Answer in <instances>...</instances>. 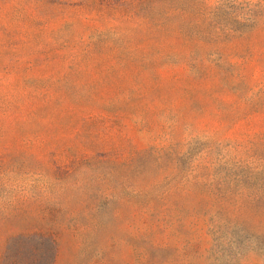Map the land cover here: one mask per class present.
<instances>
[{
	"label": "rangeland",
	"instance_id": "obj_1",
	"mask_svg": "<svg viewBox=\"0 0 264 264\" xmlns=\"http://www.w3.org/2000/svg\"><path fill=\"white\" fill-rule=\"evenodd\" d=\"M0 264H264V0H0Z\"/></svg>",
	"mask_w": 264,
	"mask_h": 264
}]
</instances>
